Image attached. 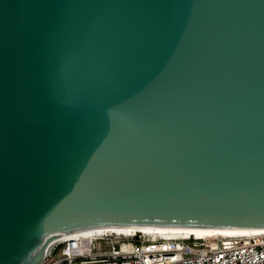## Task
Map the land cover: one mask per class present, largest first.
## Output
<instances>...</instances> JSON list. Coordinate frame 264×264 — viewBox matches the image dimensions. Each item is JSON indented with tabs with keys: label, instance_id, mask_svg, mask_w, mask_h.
Here are the masks:
<instances>
[{
	"label": "water",
	"instance_id": "1",
	"mask_svg": "<svg viewBox=\"0 0 264 264\" xmlns=\"http://www.w3.org/2000/svg\"><path fill=\"white\" fill-rule=\"evenodd\" d=\"M124 225L264 227V0H0V264Z\"/></svg>",
	"mask_w": 264,
	"mask_h": 264
},
{
	"label": "built area",
	"instance_id": "2",
	"mask_svg": "<svg viewBox=\"0 0 264 264\" xmlns=\"http://www.w3.org/2000/svg\"><path fill=\"white\" fill-rule=\"evenodd\" d=\"M53 255L58 256L49 262ZM264 264V234L196 239L73 233L50 244L41 264Z\"/></svg>",
	"mask_w": 264,
	"mask_h": 264
},
{
	"label": "bare ground",
	"instance_id": "3",
	"mask_svg": "<svg viewBox=\"0 0 264 264\" xmlns=\"http://www.w3.org/2000/svg\"><path fill=\"white\" fill-rule=\"evenodd\" d=\"M75 233L97 234H134L155 239H179L193 237L196 239H208L213 237H235L264 234V227H190V226H159V225H124V226H101L96 228L79 229L55 238L54 241Z\"/></svg>",
	"mask_w": 264,
	"mask_h": 264
},
{
	"label": "rangeland",
	"instance_id": "4",
	"mask_svg": "<svg viewBox=\"0 0 264 264\" xmlns=\"http://www.w3.org/2000/svg\"><path fill=\"white\" fill-rule=\"evenodd\" d=\"M58 256L53 255L52 257L49 258V262L52 261L53 259L57 258ZM45 264H47V261H45Z\"/></svg>",
	"mask_w": 264,
	"mask_h": 264
}]
</instances>
